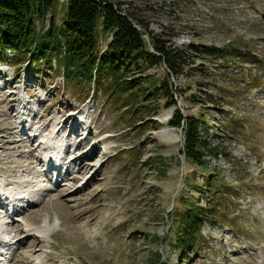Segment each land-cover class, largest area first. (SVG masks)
Returning a JSON list of instances; mask_svg holds the SVG:
<instances>
[{
  "label": "rangeland",
  "instance_id": "rangeland-1",
  "mask_svg": "<svg viewBox=\"0 0 264 264\" xmlns=\"http://www.w3.org/2000/svg\"><path fill=\"white\" fill-rule=\"evenodd\" d=\"M66 1L50 11L57 24ZM130 1L146 32L188 59L175 74L163 63L131 73L168 89L176 104L156 98L157 114L136 122L100 89H73L54 60L34 73L0 56V264H264V65L252 58H264V0ZM109 40L98 29L100 51ZM176 109L206 122L198 129L217 154L205 167L180 155ZM183 197L206 220L179 252L183 212L196 209Z\"/></svg>",
  "mask_w": 264,
  "mask_h": 264
},
{
  "label": "trees",
  "instance_id": "trees-1",
  "mask_svg": "<svg viewBox=\"0 0 264 264\" xmlns=\"http://www.w3.org/2000/svg\"><path fill=\"white\" fill-rule=\"evenodd\" d=\"M56 1L58 0H0L2 59H6L5 53L8 52L13 56V65L18 68L26 64L34 73L42 67L52 71L51 61L54 60L58 66L57 73L61 70L63 79L73 89L87 88L88 92L100 89L106 98L112 97L109 102L117 103L125 111L132 109L131 116L136 122L146 115L157 114V107L149 104L158 97L166 99L167 107L176 104L169 98L166 86H162V82L157 84L154 76L130 78L133 71L140 70L143 66L152 68L163 63L168 71L175 74V70L178 72L175 61L181 65L188 64L185 50L176 46L173 38L162 41L146 32L147 25L130 0H67L64 17L59 24L50 14ZM48 15L47 29L37 31V22L45 20ZM98 29L106 35L110 34V40L103 51L98 48ZM144 34L149 36L154 52L149 51ZM167 42L169 45H166ZM184 48L189 53L199 51L203 55L219 59L228 53L224 48L215 46L190 44ZM228 55L233 57L231 53ZM252 58L264 65V58ZM169 125L180 128L183 132L180 155L186 161L205 167L204 156L207 153L216 158L217 151L208 148L198 129L201 126L207 130L204 120L183 116L176 109ZM180 201H187L196 208L183 212L190 222L189 229L178 235L176 248L182 252L183 249L192 247V243L200 235L206 211L187 198L183 197ZM155 262L163 264L159 259Z\"/></svg>",
  "mask_w": 264,
  "mask_h": 264
},
{
  "label": "bare ground",
  "instance_id": "bare-ground-1",
  "mask_svg": "<svg viewBox=\"0 0 264 264\" xmlns=\"http://www.w3.org/2000/svg\"><path fill=\"white\" fill-rule=\"evenodd\" d=\"M53 152H54V151H52L51 153H53ZM57 152H58V151H57ZM51 153H50V154H51ZM42 155H43V154H42ZM46 157H47L46 159H50V160H52V161L49 162V163H53V164H54V166H53L52 168H54V167H58V164H57L58 162H57V159H56L57 156H52V157H48V156H46ZM54 158H55V160H53ZM49 163H48V164H49ZM49 165H50V164H49ZM53 170H54V169H53ZM58 173H59V171L57 172V174H58ZM15 194H16V193H15ZM1 230H2V229H1ZM2 232H3V231H2ZM0 236H1V235H0ZM2 240H3V239H2ZM2 240H1V241H2ZM3 241H4V240H3ZM0 243H1V245H2L1 248H4L3 246L6 245V244H3L2 242H0ZM5 248H6V247H5ZM3 250H4V249H3ZM9 250H10V249H9ZM4 251H5V250H4ZM4 251H3V252H4ZM3 252H1L0 255L6 253V252H4V253H3Z\"/></svg>",
  "mask_w": 264,
  "mask_h": 264
}]
</instances>
